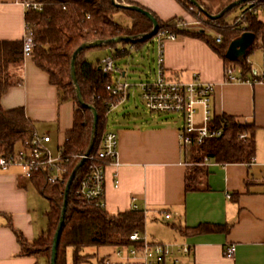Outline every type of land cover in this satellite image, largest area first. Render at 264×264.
Listing matches in <instances>:
<instances>
[{
    "label": "crops",
    "instance_id": "1",
    "mask_svg": "<svg viewBox=\"0 0 264 264\" xmlns=\"http://www.w3.org/2000/svg\"><path fill=\"white\" fill-rule=\"evenodd\" d=\"M21 1L0 0V39H24L26 9ZM129 1L154 11L162 20L181 17L191 24L188 28H208L199 24L197 16L178 0ZM126 13L132 19L130 13ZM155 35L148 42H154ZM148 42H119L117 53L108 55L107 51L105 58L98 60L103 62L113 56L117 62L133 52L140 55L138 51L142 53ZM248 51L234 59L242 63L232 65L243 66ZM89 52L88 58L94 61ZM159 57L158 53L157 59ZM162 58L167 78L192 81L198 76L204 82L215 84L212 99L215 118L228 114L240 122L255 124L256 154L249 162H220L213 155L205 162L204 154L192 147L200 159H187L186 146L180 139L181 116L176 119L172 114H144L137 101L138 97L143 101L140 88L132 86L112 111H119L116 122L106 128V131H117L119 142L118 162L111 161L106 167L105 207L116 213L133 209L137 204L136 209L146 211L145 225L149 220H168L164 235L151 240L188 243L191 250L181 257L182 264H264V83L225 81L229 65L225 58L205 39L189 33H177L176 39L166 40ZM117 65L119 75L115 79L112 75L114 82L127 81L134 85L155 71H140V78L131 80L130 67ZM10 80L11 86L2 97L3 106H24L32 119L57 121L56 143L60 148L66 140L62 131L74 122V102L60 101L57 87L51 84L48 73L32 56L11 65ZM46 109L52 111L49 118L44 113ZM112 112H108V116ZM50 130H53L51 126L43 131L36 129L40 134L51 135L49 149L55 142ZM248 137L253 136L249 133ZM21 147L22 143H18L16 150ZM211 148L210 144L208 154ZM189 165L208 167L207 189L186 188ZM41 197L47 199L26 175L23 165L15 164L6 169L0 166V264H48L45 256L21 254V244L14 232V229L20 230L28 241H33L47 231L49 209L41 212V205L44 206ZM167 213L171 214L168 219ZM143 233L148 235L146 230ZM233 244L237 249L230 258L225 250Z\"/></svg>",
    "mask_w": 264,
    "mask_h": 264
},
{
    "label": "trees",
    "instance_id": "2",
    "mask_svg": "<svg viewBox=\"0 0 264 264\" xmlns=\"http://www.w3.org/2000/svg\"><path fill=\"white\" fill-rule=\"evenodd\" d=\"M42 10H28L26 23L33 30L35 47L32 57L36 64L49 75L51 84L58 89L60 101H73L75 104L74 125L67 131L66 140L60 147L65 157L69 158L63 181H52L49 169L31 171V180L37 190L48 199L50 208L47 211L48 229L33 241H28L22 231L14 229L21 244V254L45 256L51 264L52 247L55 233L59 227L63 204L66 198V184L77 166L83 159L80 154H86L91 143L94 129V113L89 107L81 104L78 97L76 83L72 77V59L77 47L85 42L95 39H110L128 34L135 40L121 42L144 44L152 37L139 39V35L152 30L153 22L145 14L117 6L113 0H42ZM119 2L134 3L129 0ZM183 7L192 11L199 18L205 15L191 0H178ZM211 13H219L234 0L223 2L214 10L205 0H198ZM135 4L144 7L135 2ZM246 3H242L244 7ZM146 8V7H144ZM148 9V8H146ZM120 10L130 13L132 24L123 26L114 14ZM150 10V9H148ZM157 17L159 29L174 31L176 33H189L199 36L210 43L224 58L227 64H235L242 60H232L227 55V49L233 38L240 36L244 31L218 30L223 33V40L218 42L206 36V29H192L184 27L181 17L162 20ZM228 13V12H227ZM226 13V14H227ZM218 18L225 20V15ZM195 15V16H196ZM248 28L255 33L254 43L248 54L255 48L264 45V22L255 16L248 18ZM215 23V22H213ZM258 37H263L258 43ZM119 42H111L97 47L84 48L77 57L76 76L82 95L86 103L96 107L99 115L96 139L90 154L96 155L101 147V142L108 126L107 102L119 100L112 96L107 85L114 83L111 73L102 69L101 60L92 61L87 52L94 48H109L117 53ZM24 39H0V154L9 156L17 150V144L26 146L36 133L35 122L30 118L24 106L5 108L2 97L11 86L10 67L14 63L25 59L23 51ZM118 55V54H115ZM114 59V57L112 56ZM115 60V59H114ZM249 72V67L245 66ZM110 93V94H109ZM111 95V98H110ZM216 123L223 127V133L211 139V153L220 162H249L256 154L254 139L255 124L240 122L235 116L224 114L215 118ZM252 134V138L242 137L241 134ZM188 158L199 160L193 149L186 147ZM90 160L86 159L79 169L68 194L65 224L58 246L57 264H87L94 253H85L90 247H104L132 244L131 235L145 231L146 211L143 209H128L112 213L105 206H99L96 201L84 199L76 193L78 183L87 172ZM186 188L188 190H204L209 184L207 181L208 167L205 165L188 166Z\"/></svg>",
    "mask_w": 264,
    "mask_h": 264
},
{
    "label": "built area",
    "instance_id": "3",
    "mask_svg": "<svg viewBox=\"0 0 264 264\" xmlns=\"http://www.w3.org/2000/svg\"><path fill=\"white\" fill-rule=\"evenodd\" d=\"M23 6L28 10H42L44 3L42 0H22ZM255 16L264 22V0L247 1L241 14L233 21H226V25L210 19L208 16L199 19V24L205 19L203 24L209 29L216 27V40H223V33L219 29H229L246 31L249 25L248 18ZM204 20V21H205ZM196 24L197 21L195 20ZM215 22V23H213ZM181 25L188 27L187 21L183 20ZM215 25V26H213ZM141 35H139L140 37ZM156 42L160 57L158 59V69L152 73L154 77L135 83L127 81H116L108 84L107 88L113 96H119V100H110L107 103L108 112L114 111L118 102L125 99L126 93L132 86L140 88L141 97L151 112L178 114L183 120L180 139L184 146L198 148L204 154V161H210L208 148L211 139L223 133V127L219 126L212 110V99L215 93V84L204 82L196 76L192 81H182L167 78L163 66V47L166 40H174L177 33L165 29H158ZM35 47L34 33L26 23V33L24 35V54L32 56ZM262 50V63L256 66L251 59L252 54L244 58V64L251 69L250 74L244 66L228 65L225 70V81H243L250 83H264V45ZM254 53V52H253ZM102 69L106 73H112L119 69L112 57H107L102 62ZM248 137V134H241ZM51 141V135L40 134L36 131L31 141L26 142L14 154L3 156L0 154V166L4 169L12 165H23L26 168V175L30 176L32 170L49 169L52 181H63L66 173V165L69 161L65 157L63 150L59 148V153L54 156L47 144ZM118 133L115 130H108L103 136L101 147L96 155L80 154L81 157L89 159L87 172L81 177L76 193L84 199L96 201L99 206H105L104 196L106 187V167L113 161L118 162ZM135 208H139L137 204ZM171 214L167 213L166 218ZM132 244L112 246L111 252L99 254L92 257L88 264H182L181 257L190 252L191 246L181 242H158L149 239L146 233L134 232L131 236ZM237 246L232 245L225 250L227 257H233Z\"/></svg>",
    "mask_w": 264,
    "mask_h": 264
},
{
    "label": "rangeland",
    "instance_id": "4",
    "mask_svg": "<svg viewBox=\"0 0 264 264\" xmlns=\"http://www.w3.org/2000/svg\"><path fill=\"white\" fill-rule=\"evenodd\" d=\"M225 1H228V0H205V2L208 3L214 10L219 8L223 2L225 3ZM242 10H243V7L241 4L238 6H235L230 11H228V13L225 15V17H224L225 20H219V21H221L220 23H222L223 25H226V23H225L226 21H233L234 19H236L237 16H239L241 14ZM202 17L206 18L205 16H202ZM114 18L120 24H122L125 27L130 26L132 24L131 17L124 10H120L117 13H115ZM203 18H199V16H197V19L201 20ZM204 20L202 21V24H205L206 20L205 21ZM213 26H215V25H213ZM212 28L213 29L207 28L205 31V34L209 38L214 39L217 36V30H216L217 28L216 27H212ZM192 29H195V28H192ZM219 30H222L225 32V30H227V29H225V30L219 29ZM262 38L263 37H258V43H260L262 41ZM154 42H148L149 44L147 45V47L143 48L142 53H141V51H138L140 55H136V53L133 52V55L128 56V58L123 57V58L117 60L116 63L117 64L119 63V65L121 67H126V65H128L130 67L129 78L131 80L139 79L140 78L139 73H141L140 71H143V72L146 71L149 73L152 70L154 71L155 69H158L157 55L159 53V50H158V44H157L156 40H154ZM94 49L95 50H90V52H89L91 58L94 61H97L98 59H104L105 58L104 55L106 54L107 51H108L107 52L108 55H112V52L110 51L109 48H94ZM262 58L263 57H262L261 48H255L254 53L251 56V59L254 62V64L256 66H260L262 63ZM116 73H117V71H115V72L113 71L111 73V75L114 74L113 79L118 78L119 74L117 73V75H116ZM149 76L152 78V77H154V74L153 75L151 74ZM137 101H138V106L141 108V110H142V112H144V114H147V115L151 114L150 113L151 111L147 108L145 103L139 97H138ZM66 102H70V101H64L63 103H66ZM131 102H132V99L129 100L128 104H131ZM142 102H143V104H142ZM59 103L60 102L58 100L57 104L59 105ZM44 113H45L46 117H48V118L52 116V111H49L47 109L44 111ZM152 113H154V112H152ZM118 114H119V111L114 112V113L112 112L109 114L108 120H107L108 126L116 122V117ZM155 114L159 115L160 113H155ZM161 114H169V113H161ZM172 115L176 119L177 118L179 119V117H180V116H178V114H172ZM72 117L74 120L75 108L73 110ZM33 120L35 122L36 129L43 131V129L46 126H49V127L51 126V128H53V130H50V131L55 136V142L52 146H49V147L51 148L54 156H57V154L59 153V147H58V144L56 143V141H57L56 128L58 127L59 123L57 121H48V120L37 121L34 118H33ZM73 125H74V122L70 127L66 128L65 131L64 130L62 131V137H64V132H65V134H67V131L69 129H71L73 127ZM41 201H44V206L41 205V208H40L41 212H42V210L46 211L47 209H49L50 206H49V202L47 201V199L41 197ZM42 208H44V209H42ZM150 215H152V214L150 213ZM150 215L147 216V221H148ZM168 222H169L168 220L165 221V220H162V218H159V220H149V222H147V224L145 225V230L147 231L149 238L150 239H158L160 235H164V231L166 230L165 227L168 224ZM96 251H97V255H99V254H105V253L111 252L112 249L110 246H104V247H100V248L95 246V247H90V248H87L84 250L85 253H87V252L94 253Z\"/></svg>",
    "mask_w": 264,
    "mask_h": 264
},
{
    "label": "water",
    "instance_id": "5",
    "mask_svg": "<svg viewBox=\"0 0 264 264\" xmlns=\"http://www.w3.org/2000/svg\"><path fill=\"white\" fill-rule=\"evenodd\" d=\"M194 4H196V6L205 14L207 15L210 19H218L220 17H222L224 14H226L228 11H230L232 8H234L235 6H238L242 3H245L247 1L250 0H234L231 3H229L224 9H222L219 13H211L210 11L207 10V8L198 0H191ZM113 2L117 5L120 6L122 8H127V9H131V10H136L139 11L143 14H145L146 16H148L152 22H153V28L151 31H149L148 33L145 34H141V36L139 37V39H145V38H150L153 35H155L159 29V22L157 17L154 15V13H152L150 10L139 6L135 3H126V2H119L118 0H113ZM255 38V33L250 31V30H246L244 31L239 37L233 39L227 49V56L234 60V59H238L240 58L242 55L247 54L248 48L250 47V45L253 43ZM136 38L132 35H128V34H124V35H120L114 38H110V39H95L89 42H85L82 45H80L79 47H77V49L75 50L74 54H73V59H72V77L76 83V88H77V92H78V97H79V101L81 102L82 105L89 107L93 110L94 113V129H93V135H92V139H91V143L89 145V149L87 151L86 154H89L90 151L92 150L94 143H95V139H96V132H97V127H98V121H99V115H98V111L96 109L95 106L90 105L88 103L85 102L84 97L82 95V91L81 88L79 86V84L77 83V76H76V61H77V57L80 54V52L87 47H97V46H101L104 44H108L111 42H122V41H129V40H135ZM86 158H83L75 167V169L73 170L67 184H66V191H65V201L63 204V208H62V213H61V218H60V223H59V227L55 233V237H54V243H53V247H52V256H51V264H57V258H58V246L60 243V238H61V234L64 228V224H65V215H66V211H67V203H68V194L71 188V185L73 183V180L75 178V176L77 175L79 169L81 168V166L84 164Z\"/></svg>",
    "mask_w": 264,
    "mask_h": 264
}]
</instances>
